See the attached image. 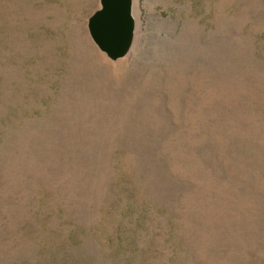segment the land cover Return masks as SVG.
<instances>
[{
  "label": "rangeland",
  "instance_id": "1",
  "mask_svg": "<svg viewBox=\"0 0 264 264\" xmlns=\"http://www.w3.org/2000/svg\"><path fill=\"white\" fill-rule=\"evenodd\" d=\"M0 0V264H264V0Z\"/></svg>",
  "mask_w": 264,
  "mask_h": 264
},
{
  "label": "water",
  "instance_id": "2",
  "mask_svg": "<svg viewBox=\"0 0 264 264\" xmlns=\"http://www.w3.org/2000/svg\"><path fill=\"white\" fill-rule=\"evenodd\" d=\"M100 7L87 20L95 45L110 59L124 56L133 40V0H99Z\"/></svg>",
  "mask_w": 264,
  "mask_h": 264
}]
</instances>
